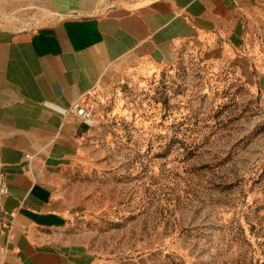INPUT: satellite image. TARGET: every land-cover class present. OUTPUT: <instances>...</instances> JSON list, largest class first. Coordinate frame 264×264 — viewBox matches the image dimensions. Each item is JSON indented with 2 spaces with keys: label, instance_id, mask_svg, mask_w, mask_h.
Masks as SVG:
<instances>
[{
  "label": "crops",
  "instance_id": "1",
  "mask_svg": "<svg viewBox=\"0 0 264 264\" xmlns=\"http://www.w3.org/2000/svg\"><path fill=\"white\" fill-rule=\"evenodd\" d=\"M5 1L2 18L28 7L37 23L0 25V168L9 188L0 264H102L67 176L85 160L95 118L130 111L126 92L179 80L181 65L207 80H264V0H129L106 12L95 0Z\"/></svg>",
  "mask_w": 264,
  "mask_h": 264
},
{
  "label": "rangeland",
  "instance_id": "2",
  "mask_svg": "<svg viewBox=\"0 0 264 264\" xmlns=\"http://www.w3.org/2000/svg\"><path fill=\"white\" fill-rule=\"evenodd\" d=\"M4 13L2 26L36 22L32 8ZM174 71L95 118L67 175L88 245L102 264H264V80Z\"/></svg>",
  "mask_w": 264,
  "mask_h": 264
},
{
  "label": "built area",
  "instance_id": "3",
  "mask_svg": "<svg viewBox=\"0 0 264 264\" xmlns=\"http://www.w3.org/2000/svg\"><path fill=\"white\" fill-rule=\"evenodd\" d=\"M76 112L79 117L85 122H90L93 119V110L89 108H84L76 106ZM29 157V156H28ZM9 194V188L7 184L6 175L2 172L0 168V199Z\"/></svg>",
  "mask_w": 264,
  "mask_h": 264
},
{
  "label": "bare ground",
  "instance_id": "4",
  "mask_svg": "<svg viewBox=\"0 0 264 264\" xmlns=\"http://www.w3.org/2000/svg\"><path fill=\"white\" fill-rule=\"evenodd\" d=\"M102 2H105V0L102 1ZM102 2L100 1L99 3L102 4ZM105 4H106V3H105ZM102 7H103V9H104V7H106V5H102ZM103 9H102V10H103Z\"/></svg>",
  "mask_w": 264,
  "mask_h": 264
}]
</instances>
